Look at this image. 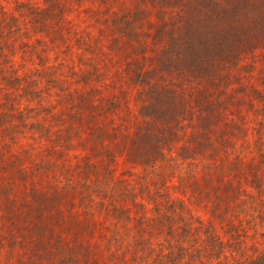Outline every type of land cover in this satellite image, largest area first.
Masks as SVG:
<instances>
[{"label": "trees", "instance_id": "trees-1", "mask_svg": "<svg viewBox=\"0 0 264 264\" xmlns=\"http://www.w3.org/2000/svg\"><path fill=\"white\" fill-rule=\"evenodd\" d=\"M23 226L29 264H264V0H0V251Z\"/></svg>", "mask_w": 264, "mask_h": 264}, {"label": "rangeland", "instance_id": "rangeland-1", "mask_svg": "<svg viewBox=\"0 0 264 264\" xmlns=\"http://www.w3.org/2000/svg\"><path fill=\"white\" fill-rule=\"evenodd\" d=\"M142 7L146 6L147 8H145L146 10H148V8L150 9L148 12V15H145L144 17V23L146 24H156L161 16V12L159 11V9H157V7L150 5L149 4H142ZM260 54L257 53L254 61H255V65L256 68H260ZM249 62V60L246 58H244L241 62V65H247ZM130 166H128L127 164L123 163L122 161H119L118 164L115 166V171L113 173H115V176L117 179H125L124 176H122L121 174L127 171H130ZM127 177V175H126ZM128 179H130V177H128ZM80 180V178L77 176L74 178V181ZM31 187V186H30ZM33 188V187H32ZM23 194H22V200H28L30 201V199H33L34 196H39L41 198H47L49 191L48 189H44V191H42L41 188L36 190H33V194L28 195L27 193H25V189L23 188ZM31 189H28L27 191H30ZM20 191H21V187H20ZM32 191V190H31ZM61 198H64V196H61ZM58 199H60V197H58ZM20 201V200H19ZM26 208H30V209H26V208H21L23 210H19L18 213H22L23 218H28V215L32 213V210H34L33 212H35V207L33 205L32 202H27L25 204ZM51 210V209H50ZM58 210V209H57ZM62 211H63V216L61 218H58V211L55 212L54 209L51 210L50 215L48 216V213L46 211H43V209H40V215L42 217L43 220H41V223H45L47 226H51L52 224V220L53 218H56V220H60L62 222L63 219H65L67 221L68 224H71L70 218L68 217L69 213H67L65 206H62ZM28 212H31L29 214H27ZM27 214V215H26ZM51 214H55V216L51 215ZM26 215V216H25ZM81 220V225L83 226V229H80V231L82 232L79 236L76 237L75 240H79L82 242V240H85L87 242H89V240L91 239V234H89V226L87 225V218L85 219L84 215H81L80 218ZM20 225V223H19ZM19 227V226H18ZM17 229L14 230V232ZM70 232H67V228H61L59 227V225L57 224V226L54 225L52 231L55 233V236L57 238H60V242H66L69 241L70 242V237L69 234L72 233V227L70 229ZM44 231V229H43ZM3 233V232H2ZM14 234V233H13ZM22 234V235H20ZM36 238L35 235H26V232L24 231V226H23V230L21 233H15L13 235V239H14V248H12L11 250L9 248H5L4 250L0 251V264H29L28 260L30 262V256L32 255L33 252H35L32 249V244H33V240ZM26 240H30L32 241V243L27 242ZM59 241V240H58ZM33 251V252H32ZM42 256V255H41ZM46 260V258H45ZM32 264H35V261H32Z\"/></svg>", "mask_w": 264, "mask_h": 264}]
</instances>
